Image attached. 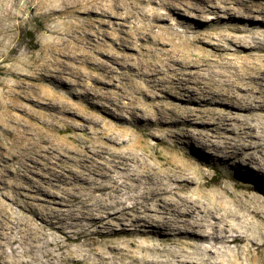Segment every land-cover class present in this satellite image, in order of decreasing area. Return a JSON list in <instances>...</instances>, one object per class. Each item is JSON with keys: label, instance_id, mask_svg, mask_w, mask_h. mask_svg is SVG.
<instances>
[{"label": "bare ground", "instance_id": "obj_1", "mask_svg": "<svg viewBox=\"0 0 264 264\" xmlns=\"http://www.w3.org/2000/svg\"><path fill=\"white\" fill-rule=\"evenodd\" d=\"M82 15L78 34L65 39L73 48L78 43V52L63 47L44 74L68 97L55 90L46 96L57 114L68 113L77 103L72 100L84 98L103 125L89 127L92 135L85 132L82 138L90 146L77 152L75 145L51 143L48 127L36 126L39 132L31 138L17 123L18 149L25 134L28 162L50 153L55 164L66 167L62 172L50 166L52 176L56 173L54 191L39 186L57 200L31 195L20 200L14 184L2 191L0 264H250L246 244L259 236L249 229L253 218H244L259 212L247 196L233 190L227 201L223 190L196 198L181 195L192 179L136 158L133 142L124 135L127 126L159 141L189 143L192 135L230 168L238 155V169L252 168L264 188V0H98ZM212 24L220 26L216 32L204 29ZM197 43L202 45L198 51L208 47L212 54L187 56V47ZM33 113L44 122L50 115ZM113 130H118L117 142L106 143L98 135ZM134 158L137 165L130 163ZM7 161L1 160L4 168ZM16 171L25 179L21 164ZM84 232L150 235L166 245L139 244L133 250L131 241L117 240L102 249L82 244L60 250L61 239Z\"/></svg>", "mask_w": 264, "mask_h": 264}, {"label": "rangeland", "instance_id": "obj_2", "mask_svg": "<svg viewBox=\"0 0 264 264\" xmlns=\"http://www.w3.org/2000/svg\"><path fill=\"white\" fill-rule=\"evenodd\" d=\"M95 2L97 3L98 0H0V172L5 173V180H0V200L5 199L1 193L10 184L19 187L18 191L22 193L19 196L20 200H25L23 195L39 198H43V196L54 197L57 200V196L41 193V187L39 186L54 191V186H51V184L55 183L52 178H55L56 173L52 176L49 169L53 167L55 170L63 172L66 167L55 164V160L50 153L36 155L34 163L28 162L29 152L26 149L25 134V145H23L22 150L18 149L16 140L17 123L23 124L31 138L36 137L39 132L36 126L48 127L51 131L49 139L51 143L65 142L69 146L75 145L76 149L74 150L77 152L83 146H85V149L90 146L89 143H84L82 138L85 132L92 135L89 127H93V124L97 127L103 125L102 121L96 120L92 106L84 98L72 100L78 104L71 105L66 114H57L49 109L53 101L46 94L50 91H58V93L64 94L65 97H68V95L65 94L63 88L56 89L54 84L44 75L52 57L60 54L63 47L71 52L73 51L74 54L78 52V43H75L77 48H73L70 44L67 45L68 42L65 39H68L69 35L78 34L77 31L80 30L84 20L82 11L89 9ZM153 6L155 8L159 7L156 4H153ZM89 18L92 19L93 17L89 16ZM112 27L114 29L118 28L117 25H112ZM219 27L212 24L204 29L214 33ZM197 44L187 47V56L195 58L212 54V50L208 47L203 52L198 51L196 47H202V45ZM240 56L241 54H238V57ZM87 82L92 84V80ZM25 91H28L29 94H26ZM31 110L50 115L49 117L46 116V122H44V118L42 119L39 114H34ZM67 118L71 119V123L68 122ZM25 119L36 123L28 127L24 123ZM85 121H88V123ZM117 131L107 132L108 135L100 133L98 135L106 143L117 142L114 138V132ZM125 131L127 133V135H124L126 140L133 142L130 149L136 158L145 159L144 161L151 166L158 163L163 169L179 173L182 171L184 176L192 179L191 187L182 192L181 195L196 198L201 194V196H212L223 190L226 192L224 200L227 201L230 198L228 194L232 193L233 190L245 197L247 196L250 206L259 212L256 216L251 214L244 218L246 221L253 218L254 221L250 223H254V226L251 225L249 229L259 236L255 241H248L246 244L249 249L250 264H264V188L252 175L251 172H254L252 168L246 167V171H240L238 168L242 159L238 155L233 159L235 163L233 168L220 163L217 160L218 155L216 152L194 141L195 137L193 138L192 135H190L189 143L187 141L181 143L179 140L169 139L159 141L156 137L149 136L144 129L135 126H127ZM189 132L194 134L191 131ZM112 138L114 140L110 142ZM37 145L44 144L40 142ZM102 155L104 158L108 157L107 153ZM2 159L8 160L7 164L4 165L6 168L2 165ZM64 162L65 165L70 163ZM130 163L132 165L138 164H136L135 158ZM20 164L22 165V173H24L23 177H25L23 180L17 175L16 171ZM28 164L32 166L28 168L31 171L25 170ZM183 165L185 168L182 170ZM24 170L25 172H23ZM40 174L45 177L43 178ZM57 186L62 187L63 185L57 182ZM194 188H196L195 191ZM208 206L211 207V204L209 203ZM119 234L113 237L89 235L87 232L72 234L67 239H61L60 250L75 249L82 244L88 249H102L117 240L131 241L133 250L139 244L158 248L166 245L156 236L123 232ZM203 244L206 245L207 243L204 242ZM16 245L17 243H14L11 246L16 247ZM11 246L4 247L5 252H10ZM229 246H233V244ZM51 248H55V246H51ZM26 258L27 256L22 257L23 260ZM58 263L68 264L66 260Z\"/></svg>", "mask_w": 264, "mask_h": 264}]
</instances>
